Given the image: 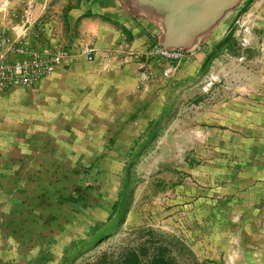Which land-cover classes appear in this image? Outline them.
I'll list each match as a JSON object with an SVG mask.
<instances>
[{
	"label": "rangeland",
	"instance_id": "rangeland-1",
	"mask_svg": "<svg viewBox=\"0 0 264 264\" xmlns=\"http://www.w3.org/2000/svg\"><path fill=\"white\" fill-rule=\"evenodd\" d=\"M29 14H9L21 31L18 23L0 28V264H92L135 244L142 227L183 243L172 251L178 264L245 262L246 247L264 240L241 220L242 199L259 196L264 182V0L245 1L221 37L199 45L203 59L192 58L185 76L177 72L193 46L177 48V61L154 54L162 44L136 53L156 102L135 140L129 127L119 137L111 118L56 125L35 115V88L66 69L69 53L64 43L41 44V23L30 44L27 26L37 21ZM34 58L51 70L34 67L11 83L1 73ZM125 185L124 223L88 247L115 221Z\"/></svg>",
	"mask_w": 264,
	"mask_h": 264
},
{
	"label": "crops",
	"instance_id": "crops-1",
	"mask_svg": "<svg viewBox=\"0 0 264 264\" xmlns=\"http://www.w3.org/2000/svg\"><path fill=\"white\" fill-rule=\"evenodd\" d=\"M245 1L0 0V28L18 23L21 31V21L9 14L16 12L24 18L30 13L31 21H37L27 26L25 38L30 44L38 43L33 37L41 23V44L64 43L67 48L66 69H56L34 91L33 109L44 123L79 125L87 124L90 117H98L106 125L109 121L105 119L111 118L110 124L119 126L114 130L119 137L129 127L132 129L126 138L135 140L139 125H146L153 118L156 102L152 86L142 84L147 62L136 53L162 44L168 31L183 22L188 29H197L193 47L185 50L187 54L177 72L178 76H185L186 67H196L191 64L192 58L194 62L203 59L199 45H209L217 35L221 37ZM67 5L71 7L66 9ZM84 47L93 50V60L87 61L81 55ZM122 125L124 130L120 129ZM260 161L264 167V156ZM257 188L259 196L242 199L241 220L264 237V182ZM263 242L248 245L247 260L241 264H264Z\"/></svg>",
	"mask_w": 264,
	"mask_h": 264
},
{
	"label": "trees",
	"instance_id": "trees-1",
	"mask_svg": "<svg viewBox=\"0 0 264 264\" xmlns=\"http://www.w3.org/2000/svg\"><path fill=\"white\" fill-rule=\"evenodd\" d=\"M70 7L71 6L67 5L66 9ZM228 41L229 38H224L221 40L220 45L226 44ZM120 195L122 198L119 204L117 202V204L114 205L117 215L115 221L110 224H105L102 230L99 227L97 233L95 232V239L88 247L91 248L97 245L113 230L124 223L125 216L129 210L130 190L128 185H125L120 191ZM135 232L138 234V239L135 244H129L117 257L103 252L92 264H178L172 251L175 246H181L184 249L186 247L175 236L166 235L152 228L143 227L138 228ZM80 253L81 252L77 249L74 254L70 256L69 260H74L76 255Z\"/></svg>",
	"mask_w": 264,
	"mask_h": 264
},
{
	"label": "built area",
	"instance_id": "built-area-1",
	"mask_svg": "<svg viewBox=\"0 0 264 264\" xmlns=\"http://www.w3.org/2000/svg\"><path fill=\"white\" fill-rule=\"evenodd\" d=\"M82 55L85 56L87 59H92L93 50L91 48H83ZM155 55L160 56L161 58H167L170 60L177 61L181 58V50L177 48L168 49L164 47L157 48L154 51ZM41 65V67H40ZM34 67H37L38 70L40 69L42 72H49L51 70V65H44L43 62L39 58H34L29 61H23L16 64L14 69L6 67L1 73H9L11 76L10 81L11 83L13 80H27L30 77L31 70ZM172 68H169L167 72H171ZM3 76V75H2ZM8 76V77H9Z\"/></svg>",
	"mask_w": 264,
	"mask_h": 264
},
{
	"label": "water",
	"instance_id": "water-1",
	"mask_svg": "<svg viewBox=\"0 0 264 264\" xmlns=\"http://www.w3.org/2000/svg\"><path fill=\"white\" fill-rule=\"evenodd\" d=\"M196 30L188 29L183 22L177 23L174 28H171L168 31V38L162 43V45L164 47L189 48L193 45V33H195Z\"/></svg>",
	"mask_w": 264,
	"mask_h": 264
}]
</instances>
